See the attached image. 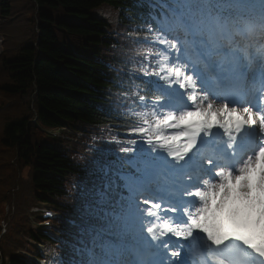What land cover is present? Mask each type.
I'll use <instances>...</instances> for the list:
<instances>
[{
  "label": "snow or ice",
  "instance_id": "1",
  "mask_svg": "<svg viewBox=\"0 0 264 264\" xmlns=\"http://www.w3.org/2000/svg\"><path fill=\"white\" fill-rule=\"evenodd\" d=\"M171 3L154 75L184 91L135 92L142 141L120 149L134 155L107 178L78 264H264V0Z\"/></svg>",
  "mask_w": 264,
  "mask_h": 264
},
{
  "label": "trees",
  "instance_id": "2",
  "mask_svg": "<svg viewBox=\"0 0 264 264\" xmlns=\"http://www.w3.org/2000/svg\"><path fill=\"white\" fill-rule=\"evenodd\" d=\"M103 5L120 14L116 32L94 15ZM155 15L160 16L142 0H0V252L5 264H34L13 255L19 249L36 252L30 242L38 234L29 226L32 203L27 201L47 195L67 215L104 226L100 202L112 174L105 173V165L118 166L108 150L124 147L106 139L137 128L130 122L143 118L136 91L158 95L141 78L148 71L161 80L154 73L161 72L166 54L154 43ZM31 23L37 31L30 30ZM72 44L83 58L73 55ZM36 114L44 126L70 128L67 150L47 147L32 121ZM58 223L70 240L62 253L70 262L80 261V242L97 231Z\"/></svg>",
  "mask_w": 264,
  "mask_h": 264
},
{
  "label": "rangeland",
  "instance_id": "3",
  "mask_svg": "<svg viewBox=\"0 0 264 264\" xmlns=\"http://www.w3.org/2000/svg\"><path fill=\"white\" fill-rule=\"evenodd\" d=\"M107 14H110L112 15V19H108L106 18L105 16ZM95 15H97L98 17H101V18H105L108 20V22L110 23V21L112 22V20H116L115 16H116V13L113 11V9H111L110 7L108 6H103L101 7L98 11L95 12ZM2 51V37L0 36V53ZM177 86V89H179V85L176 84ZM237 199H238V194L235 193V194H231V198L229 200V207L230 208H243V204H244V201L242 200V202L240 203H237ZM57 264H62L61 263V258L58 257L57 259Z\"/></svg>",
  "mask_w": 264,
  "mask_h": 264
},
{
  "label": "bare ground",
  "instance_id": "4",
  "mask_svg": "<svg viewBox=\"0 0 264 264\" xmlns=\"http://www.w3.org/2000/svg\"><path fill=\"white\" fill-rule=\"evenodd\" d=\"M105 17L108 19H112V15L110 14H107ZM214 103H217V102L214 101ZM217 106H219V103H217ZM237 194H239V192H237Z\"/></svg>",
  "mask_w": 264,
  "mask_h": 264
}]
</instances>
